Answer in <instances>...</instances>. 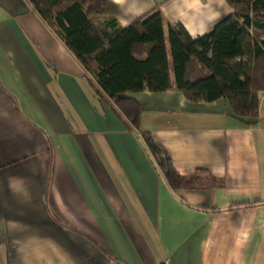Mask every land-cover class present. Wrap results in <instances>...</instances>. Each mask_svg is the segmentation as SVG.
Listing matches in <instances>:
<instances>
[{
	"label": "crops",
	"instance_id": "1",
	"mask_svg": "<svg viewBox=\"0 0 264 264\" xmlns=\"http://www.w3.org/2000/svg\"><path fill=\"white\" fill-rule=\"evenodd\" d=\"M157 5L195 36L225 0H106L123 25ZM129 92L139 129L192 188L170 189L109 99L27 0H0V264H264V89L258 114L175 87ZM253 204V205H250Z\"/></svg>",
	"mask_w": 264,
	"mask_h": 264
},
{
	"label": "trees",
	"instance_id": "2",
	"mask_svg": "<svg viewBox=\"0 0 264 264\" xmlns=\"http://www.w3.org/2000/svg\"><path fill=\"white\" fill-rule=\"evenodd\" d=\"M27 1L83 67L96 93L137 131L170 189L192 188L194 180L179 174L167 149L139 129L141 107L128 95L170 89L166 41L175 87L188 101L223 97L235 116L258 114L264 89V0H225L231 10L195 36L180 21L167 22L165 33L157 5L120 25L114 19L95 21L106 12V0Z\"/></svg>",
	"mask_w": 264,
	"mask_h": 264
}]
</instances>
